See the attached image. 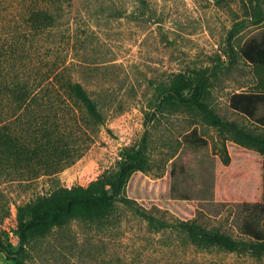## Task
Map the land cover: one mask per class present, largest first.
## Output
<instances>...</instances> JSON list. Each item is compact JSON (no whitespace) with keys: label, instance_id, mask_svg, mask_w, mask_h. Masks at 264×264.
<instances>
[{"label":"rangeland","instance_id":"obj_1","mask_svg":"<svg viewBox=\"0 0 264 264\" xmlns=\"http://www.w3.org/2000/svg\"><path fill=\"white\" fill-rule=\"evenodd\" d=\"M46 3L66 10L69 30L64 32L62 46L69 51V62L76 63L71 76L98 102L104 123L83 134L79 123L74 129L70 120L69 153L82 156L55 174L45 173L37 160L5 159L7 154L0 153V238L4 243L14 254L20 248L19 206L57 188L89 185L116 170L126 149L143 142L148 148L149 179L163 178L174 165L179 169L185 164L176 185L193 194V218L241 239L245 203L264 201L262 159L255 149L238 145L227 131L208 124L197 112L161 110L157 86L179 73L194 80L206 77L207 101L221 117L261 131L253 120L230 108L232 95L249 92L256 80L253 66L241 55L244 45L264 36V22L254 25L251 21L255 3L0 0V45L9 44L20 31L23 6ZM58 30H52V39L60 42ZM233 32L237 34L232 38ZM263 113L262 109L258 116ZM194 130L206 146L196 148L185 142ZM141 206L118 203L104 218L76 219L34 237L26 246L25 264H264V257L190 248L178 231L153 229L137 212ZM144 207L174 224L180 217L160 206ZM0 264L20 263L0 252Z\"/></svg>","mask_w":264,"mask_h":264},{"label":"trees","instance_id":"obj_2","mask_svg":"<svg viewBox=\"0 0 264 264\" xmlns=\"http://www.w3.org/2000/svg\"><path fill=\"white\" fill-rule=\"evenodd\" d=\"M251 1L257 8L251 21L260 25L264 22V7L261 0ZM68 8L70 10L71 5ZM65 13L62 5L27 4L23 6L17 36L11 38L9 44L0 45V153L7 154L5 159L37 160L50 175L74 164L82 156L69 153L72 148L67 140L69 126H72L70 120L74 129L79 123L83 134L104 123L98 102L71 76V68L76 63L69 62V51L62 46L64 32L69 30ZM54 28L60 30V42L52 39ZM236 34L233 32L231 37ZM241 55L253 66L256 80L249 92L232 95L230 108L253 120L261 131L221 117L207 101L209 82L206 77L194 80L186 74H177L171 82L157 86V105L161 110L183 108L199 113L208 124L227 131L238 145L255 149L262 159L259 163L264 166V113L258 116V112L264 110V36L260 41L244 45ZM19 129L26 136L20 134ZM31 133H35L34 136ZM185 142L196 148L207 145L197 130L188 134ZM148 158V148L143 142L126 149L116 170L103 174L89 185L57 188L19 206L16 232L20 248L14 254L0 238V252L25 264L26 246L32 238L76 219L104 218L118 203H123L142 205L137 212L153 229L172 228L183 238L184 245L197 251L219 250L264 257V201L245 203L247 213L241 224V239L220 229H210L193 218V194L177 188L176 180L185 173V164L179 169L174 165L163 178L152 180L146 176ZM143 204L173 210L180 217L175 224L171 223L146 212Z\"/></svg>","mask_w":264,"mask_h":264}]
</instances>
